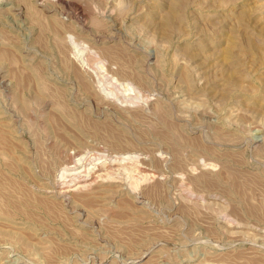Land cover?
Here are the masks:
<instances>
[{
    "label": "rangeland",
    "instance_id": "374dc122",
    "mask_svg": "<svg viewBox=\"0 0 264 264\" xmlns=\"http://www.w3.org/2000/svg\"><path fill=\"white\" fill-rule=\"evenodd\" d=\"M0 264H264V0H0Z\"/></svg>",
    "mask_w": 264,
    "mask_h": 264
},
{
    "label": "bare ground",
    "instance_id": "6f19581e",
    "mask_svg": "<svg viewBox=\"0 0 264 264\" xmlns=\"http://www.w3.org/2000/svg\"><path fill=\"white\" fill-rule=\"evenodd\" d=\"M83 62H85V61H83ZM126 87H127V85H126ZM128 87H130L129 85H128ZM127 89V88H126ZM107 91V90H106ZM127 91H132L133 93H134V98L135 99H138L139 98V95H138V93H137V91L132 87H130V89H127ZM107 93V92H106ZM108 94L109 95H113V96H116V97H118V95H117V93H116V91L115 90H108ZM132 94V93H131ZM133 95V94H132ZM79 161V160H78ZM81 162V161H80ZM79 162V163H80ZM77 165V164H76ZM88 168H91V167H88ZM93 168V167H92ZM88 170V169H87ZM86 170V171H87ZM71 171V170H70ZM74 173V172H73ZM69 174H71V173H69ZM74 174H76V173H74ZM66 175V174H65ZM83 175V174H82ZM71 176V175H70ZM73 176V175H72ZM81 176V175H80ZM66 177V176H65ZM73 180V179H72ZM76 181V180H75ZM92 182V181H91ZM85 184H87V183H85Z\"/></svg>",
    "mask_w": 264,
    "mask_h": 264
}]
</instances>
